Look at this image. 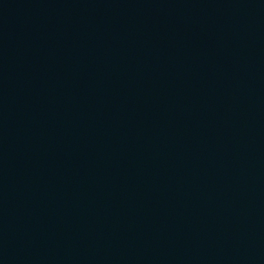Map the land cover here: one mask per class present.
I'll return each instance as SVG.
<instances>
[{"label":"water","instance_id":"1","mask_svg":"<svg viewBox=\"0 0 264 264\" xmlns=\"http://www.w3.org/2000/svg\"><path fill=\"white\" fill-rule=\"evenodd\" d=\"M0 264H264V0H0Z\"/></svg>","mask_w":264,"mask_h":264}]
</instances>
